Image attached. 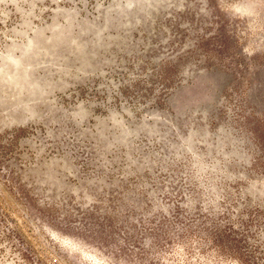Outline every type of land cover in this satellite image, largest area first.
I'll use <instances>...</instances> for the list:
<instances>
[{
    "label": "rangeland",
    "instance_id": "obj_1",
    "mask_svg": "<svg viewBox=\"0 0 264 264\" xmlns=\"http://www.w3.org/2000/svg\"><path fill=\"white\" fill-rule=\"evenodd\" d=\"M0 264H264V0H0Z\"/></svg>",
    "mask_w": 264,
    "mask_h": 264
}]
</instances>
